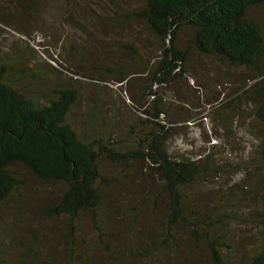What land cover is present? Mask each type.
Masks as SVG:
<instances>
[{
	"label": "trees",
	"instance_id": "obj_1",
	"mask_svg": "<svg viewBox=\"0 0 264 264\" xmlns=\"http://www.w3.org/2000/svg\"><path fill=\"white\" fill-rule=\"evenodd\" d=\"M142 5L126 17L144 25L157 41L158 54L152 65L137 61L132 66L140 64V69L121 68L112 79L127 94L134 116L119 135V102L91 91L96 89L94 83L104 88L106 84L97 78L110 81L112 68L88 76V69L79 68L72 59L24 44L23 37L30 38V33L15 27L20 47L10 44L2 51L0 44V219L4 211L17 216L16 205L24 202L22 211L31 217V225L40 221L47 225V234H31L28 239H11L4 233L0 264H57V258L61 264H88L89 256H94V264H128L119 259L123 252L134 255L133 264H264V32L251 14L264 6V0H144ZM0 24L10 28L1 19ZM185 29L190 36L181 46L179 35ZM193 52L254 73L251 79L256 81L242 88L231 106L225 104L231 110L248 100L246 114L253 121L249 128L252 152L238 171L248 167L253 171L250 178L245 180L242 174L240 180L249 195L260 196L262 210L251 209L246 218L238 213L240 194L219 198V204L212 207L191 197L203 192L211 181L208 177L221 175L224 168L211 169L214 164L209 157H175L167 147L179 119L161 102L157 89L168 90L177 78L187 75L186 62ZM37 56L46 60L48 69L41 67ZM144 72L143 82L153 98L142 108L127 84ZM83 90L91 93L84 102ZM139 109L142 115H137ZM102 160L120 167L121 172L132 163L145 164L146 170L133 171L137 175L128 180L136 184V192L145 189L142 183L147 177L161 186L160 193L139 198L141 204L134 209L141 213L135 212L122 226L128 237L121 254L110 249L112 237L100 233L99 238L106 241L107 262L87 254L76 242L84 215L89 214L94 222L100 215L103 222L113 213L105 196L120 178L106 174L99 166ZM39 187L45 192L35 202L31 195ZM149 205L153 214L144 211ZM144 217L153 223L160 220L152 227L155 231L141 236V226L136 224ZM243 222L249 232L237 239L230 229L239 227L237 233ZM63 226L66 229L61 232ZM53 240L63 241V247H53ZM45 243L51 253L48 260L42 256Z\"/></svg>",
	"mask_w": 264,
	"mask_h": 264
},
{
	"label": "rangeland",
	"instance_id": "obj_2",
	"mask_svg": "<svg viewBox=\"0 0 264 264\" xmlns=\"http://www.w3.org/2000/svg\"><path fill=\"white\" fill-rule=\"evenodd\" d=\"M143 2L144 0H0V19L10 25V28H4L0 24L2 51L10 44L20 47V40L17 45V37L20 36L14 31L13 27H15L25 34L30 33V38L23 37L24 44L27 42V46L31 45L42 51L47 48L49 55L56 54L59 58L72 59L80 66L79 68L88 69V76L100 75L101 70L107 67L112 68L111 73L105 72L110 75L111 82L98 77L97 79L106 85L102 89L98 83H94L96 89H91V91L106 96L107 101L119 102L121 116L117 123L122 130L119 131V135L123 133L127 123H130L134 116L130 112L132 107L127 94L118 87L119 84H114L112 79L117 77L116 73L121 68L140 69V64L137 68L132 66V64H137V61L152 65L158 54L157 41L144 25L136 19L130 20L126 17L130 11L140 9ZM251 14L261 23L264 32V6L251 10ZM189 34L190 30L185 29L179 35L181 46L189 38ZM129 51H134L138 55H134V52L131 54ZM36 59L39 60L43 69H48L44 58L37 56ZM186 67L187 75L177 78L168 90L163 89L165 87L156 88L162 94L161 102H165L164 104L170 107L169 112L179 119L176 123L177 132L170 138L167 147L175 157H189L193 160L209 157L214 164L211 169L224 168L221 175L208 177L211 181L203 192L198 191L191 197L195 201L202 202L205 207H212L219 204V198L232 199L240 194L238 202L240 199L241 201L237 205L240 217L246 218L251 209L261 212L260 196L249 195L248 188L245 187L246 183L240 180L242 174L245 180L250 178L253 171L249 167L244 172L242 171L243 173L238 171V168L248 161L252 152V144H254L253 136L249 131L253 121L251 116L246 114L249 102L244 100L242 101L244 104L233 107L231 110L225 105L231 106L235 103L234 98L241 92V89L250 87L256 81L251 79L254 73L242 68L229 67L194 52L186 62ZM145 72L144 74L137 73L136 79L127 84L137 99V105L142 108L145 107L144 105H149L153 98L143 82ZM90 94L86 90L81 91V101L84 102ZM114 94L118 97L113 96ZM92 98L95 99L94 96ZM100 99L102 102L105 100L101 97ZM82 102L78 106L80 113L84 106ZM137 115H142L140 109ZM99 166L106 174H115L121 179L110 185L109 188L112 189L105 196L107 206H110V212L112 213L111 210H113V213L103 222L99 221L100 215L95 222L89 214L84 215L80 222L76 242L87 254L97 255L98 258L107 262L108 254L104 248L106 241L102 237L99 238L100 233H103L104 238L112 237L113 245L110 244V249L121 254L120 250L125 246L123 241L128 237V235L124 237L126 233L122 226L126 225L127 220H130L135 212L141 213L140 210L134 209L137 204H141L139 198L141 196L151 197L160 193L161 186L153 178L147 177L142 183L145 188L143 191L133 190L136 184L128 180L137 175L133 171L146 170L145 164L142 163H132L128 170L122 172L120 167L107 160L100 161ZM124 173L130 176L124 178L122 177ZM148 189L151 190L150 193H147ZM44 190L39 187L37 191L32 192V198H36L33 201L36 202L42 197ZM23 206L24 202L16 205L20 211L17 216L6 211L2 212L0 238L4 233L6 237H12L11 239H25L31 234L35 236L47 234L44 228L47 226L46 222L40 221L38 224L31 225L32 219L22 211ZM144 211L153 214L150 205L144 207ZM155 215L158 216L157 213ZM151 220L145 217L140 218L136 224L138 228L141 226L139 235L143 236V232L150 233L156 230L152 227L158 224L160 219L157 218L154 223ZM58 221L55 220L53 223ZM115 228L118 230L115 231ZM238 228L235 226L230 229V233L237 239L249 232V227L244 222L243 227L236 233ZM65 229L66 227L63 226L61 232ZM51 242L56 249L63 247V241L53 240ZM48 247L49 243L42 245L44 260H48L51 256ZM121 255L123 256L119 257L120 260L133 264L130 261L134 256L132 253L126 252L124 255L123 252ZM57 260V264L62 263L60 259L57 258ZM88 264H94V256L88 257Z\"/></svg>",
	"mask_w": 264,
	"mask_h": 264
}]
</instances>
